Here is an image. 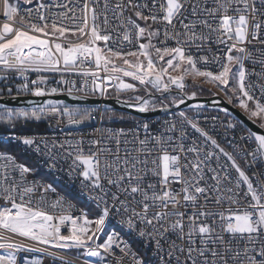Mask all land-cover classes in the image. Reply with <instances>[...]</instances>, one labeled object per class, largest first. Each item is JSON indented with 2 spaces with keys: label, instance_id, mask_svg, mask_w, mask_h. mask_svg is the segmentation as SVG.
I'll return each mask as SVG.
<instances>
[{
  "label": "snow or ice",
  "instance_id": "6c2138e0",
  "mask_svg": "<svg viewBox=\"0 0 264 264\" xmlns=\"http://www.w3.org/2000/svg\"><path fill=\"white\" fill-rule=\"evenodd\" d=\"M22 3L32 7L3 4L0 100L64 92L107 98L114 85L117 101L137 113L167 114L185 103L183 95L167 99L172 88L184 93L191 77L216 85L245 119L221 121L222 134L218 116L209 131L198 111L112 128L103 126L108 108L97 116L55 99L31 110L0 104V124L12 129L41 121L59 130L93 127L91 134L0 136L21 149H0V264H42L18 260L21 252L72 264L50 249L96 264H264V0ZM209 63L220 70L198 67ZM50 76L59 79L48 88ZM129 78L147 95H136ZM125 93L133 95L121 101Z\"/></svg>",
  "mask_w": 264,
  "mask_h": 264
},
{
  "label": "built area",
  "instance_id": "2783aa9c",
  "mask_svg": "<svg viewBox=\"0 0 264 264\" xmlns=\"http://www.w3.org/2000/svg\"><path fill=\"white\" fill-rule=\"evenodd\" d=\"M17 2V0H16ZM3 4H4V0H0V25H2L5 21H4V17H3ZM20 7L21 9H25V8H28V7H32L31 5H23L22 3V0H21V4H20ZM214 51H215V46H214ZM222 55V53H220ZM211 55L212 54H209V58L211 60ZM198 67L201 68V70H209V71H213L214 73L218 72L220 70V67L218 64L216 63H209L208 65H198ZM250 67V65H249ZM32 78H35L34 76ZM59 79V76H55V77H52L50 76L49 77V82L48 84L46 85V87H53V86H56V84L53 82V80H58ZM72 79H76L75 76L72 77ZM253 79H255L253 77ZM79 82V81H78ZM61 87H63L61 85ZM215 89H217L215 87ZM108 91H109V95L108 97H111V93L115 94L114 96H116V93L114 91V85H109L108 86ZM153 93H156V92H153ZM81 94V93H79ZM136 95H141V96H146V92H143L142 93V90L139 89V91L137 93H135ZM133 95L132 93H125V94H122L120 97L121 98H124V99H128L129 96ZM95 96H99L98 94L95 95ZM32 108L30 109H25V110H31ZM96 109V115L99 116L101 114H105L104 113V110L102 108H95ZM197 111L199 112V117H200V125L202 127H205L206 129H208L209 131L212 130V125H213V121H212V117L213 116H218L219 117V120L215 122L216 124V131L219 132V133H223L224 132V129L223 127L221 126V121H225L227 120V118H224V116H222L221 114L217 113V112H207V111H204V110H192V111H188V110H185V112L189 115V116H192V115H195L197 113ZM179 111L177 112H173V113H178ZM173 113H170V114H165V115H160V116H155V117H151V118H140L139 121H143V120H150V121H157V120H163V119H166V118H170L171 117V114ZM205 117H207V120H205ZM139 118V117H138ZM228 119H233V118H228ZM234 120V119H233ZM42 123H45L47 125V130L46 131H42V132H35V133H24V132H16L14 130H7L5 132H0V136H8V135H26V136H39V135H53V134H56V135H64L66 134L67 131L71 130L73 132L74 135H78V134H91L93 132V127L92 126H89V127H85V128H77V129H65V127L63 128V130H59V129H55L54 127L53 128H50L48 126V123L47 122H44V121H41ZM101 123L99 121L96 122L95 124V127L99 128L101 127ZM103 126L105 127H112V128H128V127H133V123L130 124V125H116V124H113V123H107L106 122V119L104 121V124ZM239 132L237 133H229V136L231 135H236V136H239ZM218 140H220V142L223 144V136L222 135H218L216 137ZM14 144V143H13ZM31 158V157H30ZM43 169V168H42ZM45 171H47L46 169H44ZM60 183H65L62 179L59 181ZM104 239L105 237L104 236H101V239ZM103 239L100 241V242H103ZM26 243H31L30 241H26ZM40 247H45V246H40ZM51 251H56L58 252L60 255H63L65 256L67 259H70L72 261V264H85V261L86 260H89L92 262V264H96V261L98 258H95V257H80L79 259H76L74 258L75 257V252H73L71 255H69L68 253L66 252H61L60 250H56V249H50ZM41 259L42 260V264H59V261H53V259L49 256H46V255H43L41 253H28V252H21L19 255H18V260H32V259Z\"/></svg>",
  "mask_w": 264,
  "mask_h": 264
},
{
  "label": "water",
  "instance_id": "95a60500",
  "mask_svg": "<svg viewBox=\"0 0 264 264\" xmlns=\"http://www.w3.org/2000/svg\"><path fill=\"white\" fill-rule=\"evenodd\" d=\"M170 94L178 95L179 97L181 95L184 96L185 103L180 104L179 108H176L173 106L170 109V113L177 112V111H185V110H196L192 108V105H203L204 107L199 110H215L221 113H224L223 111H220L222 108H227L229 112L232 114L230 117L235 119L236 117H239L241 119H245L243 112L238 107H235L233 104H229L227 98L220 94V93H214L212 95H195L194 98H188L191 95L184 93H180V90L178 89H172ZM15 95V94H14ZM75 95H82L79 93H76ZM154 96L159 97L161 94L156 92L153 93ZM47 99H55V100H61L64 101V103L69 107H89V108H102V109H110V110H116L121 112H126L128 114L134 115L139 118H151L155 116L165 115L166 113L157 111V112H150L146 114L137 113L134 108L128 107L124 103H119L117 101L116 96L111 97H101V96H89L86 100H79V99H73L72 97H69L66 92L60 93L53 96H46V97H33L30 95L24 96L20 95L17 96L16 99H7V100H0V104H7L8 107L11 108H24V109H30L34 107L37 104L43 103ZM120 100H126L124 98L120 97ZM219 101V103H216ZM31 102V103H29ZM225 114V113H224ZM246 123L249 124L250 127L254 126L246 121ZM89 127V125H81V126H72L71 129H77V128H85ZM65 129H69L67 126H65ZM254 130H256L254 128Z\"/></svg>",
  "mask_w": 264,
  "mask_h": 264
},
{
  "label": "trees",
  "instance_id": "16d2710c",
  "mask_svg": "<svg viewBox=\"0 0 264 264\" xmlns=\"http://www.w3.org/2000/svg\"><path fill=\"white\" fill-rule=\"evenodd\" d=\"M185 85L186 86H185L184 92L188 95H191L193 92H195L196 95H212V94L216 93L215 90L210 89L207 86L205 87V86L199 85L198 83L190 82L189 80H187V84L185 83ZM0 87H3V85L1 83H0ZM110 95L114 96L115 94L111 93ZM188 111H192V110H188ZM204 111L217 112V113L221 114L222 116H224V118H227V119L231 118L230 116H225L224 113H221V112H218L215 110H204ZM115 112H119L120 114H122L125 117V120L123 122H121L117 116V119L114 122L113 121H110V122L106 121L107 123H113L116 125H130L133 123V120H135V121L140 120V118L135 117L133 115H130L126 112H121V111H115ZM104 113H105V110H104ZM105 119L107 120L108 117H105ZM7 130L8 131L14 130L16 132H24V133H35V132L46 131L47 125L45 123H42V122H35V123H28L27 125L20 124L15 129H12V128H8L5 125L0 124V132H5ZM0 144H1L0 149H6V150L13 152V153H19L21 151V149L19 147H17L15 144H4V143H0ZM25 160H26V162H29V163L33 162L30 157H26ZM46 173L47 172L44 169H42V168L40 169V176L46 178Z\"/></svg>",
  "mask_w": 264,
  "mask_h": 264
},
{
  "label": "rangeland",
  "instance_id": "374dc122",
  "mask_svg": "<svg viewBox=\"0 0 264 264\" xmlns=\"http://www.w3.org/2000/svg\"><path fill=\"white\" fill-rule=\"evenodd\" d=\"M9 3H12V4H16V0H9ZM173 75H178V73H172ZM187 80H189L190 82H195V83H198L199 85H202V86H207V87H209L210 89H213V90H215L216 91V93H220V94H222V95H224V93L223 92H221L220 90H219V88H217L216 87V85H214V84H210V83H205V82H203V78H197L195 81L191 78V77H187L186 78V80H185V83L187 84ZM128 82H133V81H131L130 80V78H129V80H128ZM133 83H136L137 84V87L139 88V89H141L142 90V93L143 92H145V90L142 88V87H140L139 86V84H138V82H133ZM2 84V83H1ZM3 85V84H2ZM215 87L217 88V89H215ZM173 96H176L177 98H179V96L178 95H173V94H170L168 97H167V99L168 100H170L171 99V97H173ZM225 96V95H224ZM226 97V96H225ZM227 98V97H226ZM165 102H167V100H165ZM81 108H84V107H81ZM87 108H89V107H87ZM89 109H91V108H89ZM103 110H105V109H103ZM116 110H111L109 113H107L106 115H105V117H108V115H115L116 117L118 116H123L122 114H120L119 112H115ZM131 115V114H130ZM134 116V115H133ZM136 117V116H135ZM107 122H110V120H106ZM47 172V171H46ZM46 179H54L53 177H50V176H48L47 175V173H46ZM58 187H64V184L63 183H60V182H58Z\"/></svg>",
  "mask_w": 264,
  "mask_h": 264
},
{
  "label": "flooded vegetation",
  "instance_id": "af4514ba",
  "mask_svg": "<svg viewBox=\"0 0 264 264\" xmlns=\"http://www.w3.org/2000/svg\"><path fill=\"white\" fill-rule=\"evenodd\" d=\"M172 89H176L175 87H173ZM174 95V94H173Z\"/></svg>",
  "mask_w": 264,
  "mask_h": 264
},
{
  "label": "bare ground",
  "instance_id": "6f19581e",
  "mask_svg": "<svg viewBox=\"0 0 264 264\" xmlns=\"http://www.w3.org/2000/svg\"><path fill=\"white\" fill-rule=\"evenodd\" d=\"M92 109V108H91ZM1 145V144H0Z\"/></svg>",
  "mask_w": 264,
  "mask_h": 264
}]
</instances>
